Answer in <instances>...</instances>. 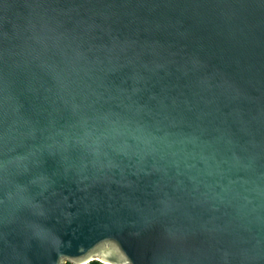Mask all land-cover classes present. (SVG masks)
<instances>
[{
  "label": "water",
  "instance_id": "95a60500",
  "mask_svg": "<svg viewBox=\"0 0 264 264\" xmlns=\"http://www.w3.org/2000/svg\"><path fill=\"white\" fill-rule=\"evenodd\" d=\"M264 264V0H0V264Z\"/></svg>",
  "mask_w": 264,
  "mask_h": 264
},
{
  "label": "trees",
  "instance_id": "16d2710c",
  "mask_svg": "<svg viewBox=\"0 0 264 264\" xmlns=\"http://www.w3.org/2000/svg\"><path fill=\"white\" fill-rule=\"evenodd\" d=\"M63 264H72V263H70V262H65V263H63ZM86 264H105V263H102V262H100V261H98V260H91V261H89L88 263H86Z\"/></svg>",
  "mask_w": 264,
  "mask_h": 264
}]
</instances>
